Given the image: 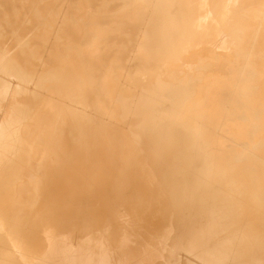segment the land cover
<instances>
[{"label": "bare ground", "instance_id": "6f19581e", "mask_svg": "<svg viewBox=\"0 0 264 264\" xmlns=\"http://www.w3.org/2000/svg\"><path fill=\"white\" fill-rule=\"evenodd\" d=\"M0 264H264V0H0Z\"/></svg>", "mask_w": 264, "mask_h": 264}]
</instances>
